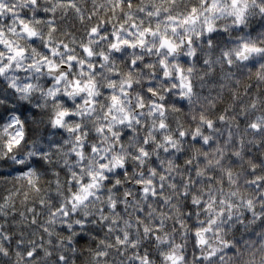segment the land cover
I'll return each instance as SVG.
<instances>
[{"label":"clouds","instance_id":"obj_1","mask_svg":"<svg viewBox=\"0 0 264 264\" xmlns=\"http://www.w3.org/2000/svg\"><path fill=\"white\" fill-rule=\"evenodd\" d=\"M0 264H264V0H0Z\"/></svg>","mask_w":264,"mask_h":264}]
</instances>
